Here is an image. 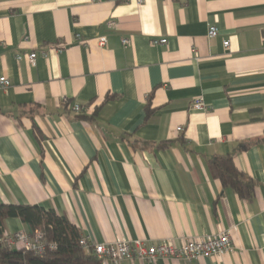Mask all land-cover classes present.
Wrapping results in <instances>:
<instances>
[{
    "label": "crops",
    "instance_id": "1",
    "mask_svg": "<svg viewBox=\"0 0 264 264\" xmlns=\"http://www.w3.org/2000/svg\"><path fill=\"white\" fill-rule=\"evenodd\" d=\"M0 76L1 203L93 243L229 234L213 256L105 264H264V0H0ZM225 155L249 199L213 175Z\"/></svg>",
    "mask_w": 264,
    "mask_h": 264
},
{
    "label": "trees",
    "instance_id": "2",
    "mask_svg": "<svg viewBox=\"0 0 264 264\" xmlns=\"http://www.w3.org/2000/svg\"><path fill=\"white\" fill-rule=\"evenodd\" d=\"M212 172L223 186L231 187L239 197L249 199L252 196L253 180L237 170L230 155L216 158ZM7 218H18L30 232L41 231L47 242L55 244V248L35 254L4 246L1 238ZM80 236L79 229L65 215L51 208L0 202V264H102L92 251L84 250L79 244Z\"/></svg>",
    "mask_w": 264,
    "mask_h": 264
},
{
    "label": "built area",
    "instance_id": "3",
    "mask_svg": "<svg viewBox=\"0 0 264 264\" xmlns=\"http://www.w3.org/2000/svg\"><path fill=\"white\" fill-rule=\"evenodd\" d=\"M123 1H135L138 4L142 2V0ZM109 24H113V22H109ZM217 32L215 26H209L207 29V35L209 37L216 36ZM122 41L123 43H127L126 39ZM165 42V38L151 40L152 44H163ZM99 43L104 44L105 39L100 38ZM227 45L228 40L223 41V46L226 47ZM42 54L44 53L42 52ZM36 56L37 53L35 51L18 53L16 54V59L21 60L25 58L30 64H34ZM9 84L10 82L5 76H0V88H6ZM191 107L195 110L202 111H207L210 108V106L200 98H195ZM71 109L76 113L84 110V108L77 103L73 104ZM177 130H180V127H177ZM1 242L4 246L28 250L35 254H43L47 249L55 248V244L53 242H47L41 231L34 230L30 232L22 228L14 232H7L4 230ZM79 244L84 250L92 251L102 264H105L106 261L117 263L126 258L149 260L154 257H162L189 260L201 256L205 257L221 254L231 249L229 234L226 231L190 238L180 244H176L170 239H164L150 245L144 244L141 240L129 241L124 239L109 243H93L85 236H80Z\"/></svg>",
    "mask_w": 264,
    "mask_h": 264
}]
</instances>
